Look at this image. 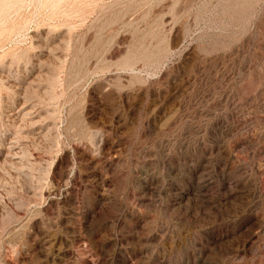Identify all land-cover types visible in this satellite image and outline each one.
I'll list each match as a JSON object with an SVG mask.
<instances>
[{
    "label": "rangeland",
    "instance_id": "1",
    "mask_svg": "<svg viewBox=\"0 0 264 264\" xmlns=\"http://www.w3.org/2000/svg\"><path fill=\"white\" fill-rule=\"evenodd\" d=\"M0 264H264V0H0Z\"/></svg>",
    "mask_w": 264,
    "mask_h": 264
},
{
    "label": "bare ground",
    "instance_id": "2",
    "mask_svg": "<svg viewBox=\"0 0 264 264\" xmlns=\"http://www.w3.org/2000/svg\"><path fill=\"white\" fill-rule=\"evenodd\" d=\"M13 114V113H12ZM17 114V113H16ZM22 119V118H21Z\"/></svg>",
    "mask_w": 264,
    "mask_h": 264
}]
</instances>
